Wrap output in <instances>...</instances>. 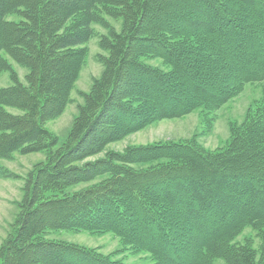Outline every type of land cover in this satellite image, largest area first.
<instances>
[{
    "label": "trees",
    "instance_id": "trees-1",
    "mask_svg": "<svg viewBox=\"0 0 264 264\" xmlns=\"http://www.w3.org/2000/svg\"><path fill=\"white\" fill-rule=\"evenodd\" d=\"M105 15L122 30L100 39L104 70L61 137L47 123L71 102ZM3 51L28 72L0 87V159H46L25 177L0 264H134L127 252L264 264V0H0V72L12 67ZM156 58L167 69L145 60ZM252 82L263 95L221 147L191 137L89 159L162 119L216 111ZM61 230L112 232L123 246L50 237Z\"/></svg>",
    "mask_w": 264,
    "mask_h": 264
},
{
    "label": "rangeland",
    "instance_id": "rangeland-1",
    "mask_svg": "<svg viewBox=\"0 0 264 264\" xmlns=\"http://www.w3.org/2000/svg\"><path fill=\"white\" fill-rule=\"evenodd\" d=\"M104 21L107 26L96 24V36L86 44L88 56L71 93V102L59 118L47 123V127L61 137L67 134L74 117L78 114L79 105L84 102V93L90 92L94 78H99L104 70L101 58L107 55V52L100 47V39L108 36L109 27L116 31L122 30V19L105 15ZM241 22L244 26L242 29L246 30L248 20L244 19ZM3 54L9 58L12 67L11 70L0 72V87L12 85L14 82L13 74H17L19 80L24 82L28 69L18 64L6 51H3ZM145 60L167 69L160 58ZM262 95V82L248 83L242 92L216 111L208 113L204 108H199L183 117L162 119L120 141L110 143L104 152L89 159L105 156L108 150L124 151L128 145L180 141L191 137H195L202 145L210 149L221 147L229 139L233 123L241 122L246 117L249 107ZM45 159L46 154L44 152L28 154L17 152L10 159H0V246L9 232L12 231L20 211L25 177L35 163ZM83 186L85 184L76 188ZM249 234H254L250 227L237 240L243 241L244 237ZM50 237L65 239L90 247H102L104 252H111L123 246L120 238L112 232L93 234L85 230H61L52 233ZM258 241L257 239L256 242L258 243ZM121 256L134 264H151L153 262L148 253L132 254L127 252Z\"/></svg>",
    "mask_w": 264,
    "mask_h": 264
}]
</instances>
